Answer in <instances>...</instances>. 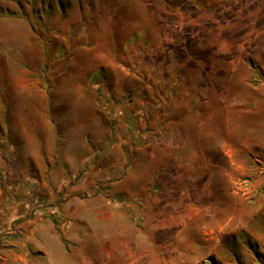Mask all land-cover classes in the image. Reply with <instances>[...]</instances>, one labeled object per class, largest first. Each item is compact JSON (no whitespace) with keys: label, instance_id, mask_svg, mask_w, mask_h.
<instances>
[{"label":"rangeland","instance_id":"obj_1","mask_svg":"<svg viewBox=\"0 0 264 264\" xmlns=\"http://www.w3.org/2000/svg\"><path fill=\"white\" fill-rule=\"evenodd\" d=\"M0 31V264H264V0H0Z\"/></svg>","mask_w":264,"mask_h":264},{"label":"bare ground","instance_id":"obj_2","mask_svg":"<svg viewBox=\"0 0 264 264\" xmlns=\"http://www.w3.org/2000/svg\"><path fill=\"white\" fill-rule=\"evenodd\" d=\"M2 30V29H1ZM0 34H1V31H0Z\"/></svg>","mask_w":264,"mask_h":264}]
</instances>
